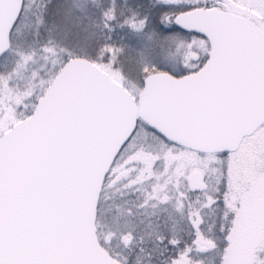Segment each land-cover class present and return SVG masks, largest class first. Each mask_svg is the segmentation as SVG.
I'll return each instance as SVG.
<instances>
[{
  "label": "snow or ice",
  "instance_id": "6c2138e0",
  "mask_svg": "<svg viewBox=\"0 0 264 264\" xmlns=\"http://www.w3.org/2000/svg\"><path fill=\"white\" fill-rule=\"evenodd\" d=\"M0 264H264V0H0Z\"/></svg>",
  "mask_w": 264,
  "mask_h": 264
}]
</instances>
